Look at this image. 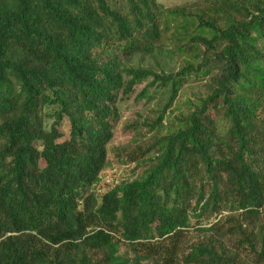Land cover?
Instances as JSON below:
<instances>
[{
    "label": "trees",
    "instance_id": "obj_1",
    "mask_svg": "<svg viewBox=\"0 0 264 264\" xmlns=\"http://www.w3.org/2000/svg\"><path fill=\"white\" fill-rule=\"evenodd\" d=\"M0 264H264V0H0Z\"/></svg>",
    "mask_w": 264,
    "mask_h": 264
},
{
    "label": "rangeland",
    "instance_id": "obj_2",
    "mask_svg": "<svg viewBox=\"0 0 264 264\" xmlns=\"http://www.w3.org/2000/svg\"><path fill=\"white\" fill-rule=\"evenodd\" d=\"M167 5H174L183 2H189L191 0H160ZM151 63V62H150ZM150 63L148 61H139L138 59L133 60L130 64L148 66ZM197 82L192 81L186 85L179 93L178 98L175 101L173 110L175 113L178 111H183L185 106V101L192 98V93L196 91ZM141 85L136 88L135 94L130 96V98L123 104L120 105V120L116 124L114 130V136L108 146V158L111 161V167L101 173L99 183L93 187V192L98 195H103L110 189L115 187L119 182L130 178V166H120L114 159V150L118 148L130 147L134 148L132 140L138 141L139 138L134 137V133H127L124 128L126 125H131L138 120V115L148 116L150 109H152V104H145L144 101L136 103L134 101L135 95L143 88ZM61 136L58 142H62L67 137V124H64L60 129ZM204 224V223H203ZM198 233L192 231L190 238L191 240L198 239ZM249 263V262H248Z\"/></svg>",
    "mask_w": 264,
    "mask_h": 264
}]
</instances>
